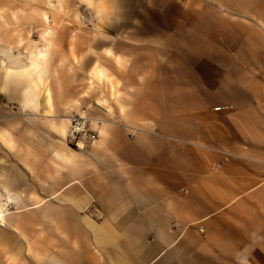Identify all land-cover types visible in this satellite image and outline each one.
<instances>
[{
  "label": "crops",
  "instance_id": "1",
  "mask_svg": "<svg viewBox=\"0 0 264 264\" xmlns=\"http://www.w3.org/2000/svg\"><path fill=\"white\" fill-rule=\"evenodd\" d=\"M95 1L36 90L0 73V264H264V0Z\"/></svg>",
  "mask_w": 264,
  "mask_h": 264
},
{
  "label": "rangeland",
  "instance_id": "2",
  "mask_svg": "<svg viewBox=\"0 0 264 264\" xmlns=\"http://www.w3.org/2000/svg\"><path fill=\"white\" fill-rule=\"evenodd\" d=\"M44 12L52 19L50 23L43 17ZM105 12V6L95 0H0V52L18 51L29 55L20 56V59L31 60L37 47L55 50V39L61 32H103ZM83 15L87 18L85 21ZM46 27H50L53 33L45 35ZM9 59L0 56V73L5 77V60ZM6 109L14 111L15 106Z\"/></svg>",
  "mask_w": 264,
  "mask_h": 264
},
{
  "label": "bare ground",
  "instance_id": "3",
  "mask_svg": "<svg viewBox=\"0 0 264 264\" xmlns=\"http://www.w3.org/2000/svg\"><path fill=\"white\" fill-rule=\"evenodd\" d=\"M43 17L47 20V23H50L52 19L49 18L48 14L44 12ZM46 34L49 35L50 33H53V30L50 27H46ZM38 50H35V54H33V57H31V60L28 64L24 63L21 59L18 57H12L10 52H5L6 50H2L3 54L8 56L10 58L9 63L7 60L5 62L7 63L6 65V74L7 76L10 75H18L20 74L21 76L26 75L29 81L31 82V85L33 86V89L36 90V88L39 86V82H41V75L39 73V68L41 66L42 61L46 57V47H37ZM101 75H104L103 71H99ZM37 75L35 77L34 75ZM43 95L47 98V102L51 104V90L48 86H45L42 89ZM68 121L69 118H68ZM69 127V126H68ZM68 131V130H67ZM67 131H66V138H67ZM65 132V131H64ZM9 204L10 200H0V224L5 225L7 222V210L9 209Z\"/></svg>",
  "mask_w": 264,
  "mask_h": 264
},
{
  "label": "built area",
  "instance_id": "4",
  "mask_svg": "<svg viewBox=\"0 0 264 264\" xmlns=\"http://www.w3.org/2000/svg\"><path fill=\"white\" fill-rule=\"evenodd\" d=\"M82 18L84 21L87 19L84 15ZM69 120L67 140L71 146L74 148L83 149L89 143L97 139L99 132L92 128V124L95 121L100 123V120L92 118L83 109L78 112H73L69 116Z\"/></svg>",
  "mask_w": 264,
  "mask_h": 264
}]
</instances>
